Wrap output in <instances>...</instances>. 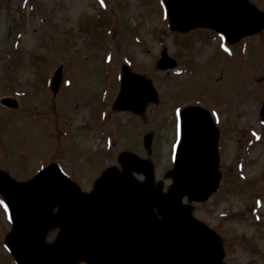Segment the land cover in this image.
<instances>
[{
	"label": "rangeland",
	"instance_id": "1",
	"mask_svg": "<svg viewBox=\"0 0 264 264\" xmlns=\"http://www.w3.org/2000/svg\"><path fill=\"white\" fill-rule=\"evenodd\" d=\"M252 1L263 4L264 0ZM103 13L108 19L103 26L89 20L96 21ZM166 24L159 0H0V99L16 98L19 110L22 109L14 115L5 113L1 110L5 108L0 106V129L7 137L6 142L19 138L11 144V150L8 148L16 163L11 165L2 156L0 169L13 177L24 178L40 163H46L56 148V141L57 145L64 142L57 131L60 122L66 123L65 131H70L71 126L73 130H80L90 123L89 101L99 96L105 85L101 108L97 110L103 122L105 114L101 110L106 86H113L120 67L126 65L131 71L147 75L161 100L156 105H148L145 114L135 117L133 122L114 114L112 126L124 141L117 146L118 141L112 153L132 149L145 157L146 153L138 145V136L152 133L154 160L162 171L167 163L170 165L175 131L169 105L190 99V105L199 104L208 109L220 132L219 167L227 182L221 183V193L218 191L202 206L210 207L208 210L195 206V216L224 239L225 264H264V119L258 115L264 96V84L259 86L264 82L260 80L264 79V47L256 48L251 39H244L230 48L209 31L176 35L167 31ZM255 38L264 44V31ZM161 48L176 60L175 69L156 70L153 60L159 57ZM12 54L20 56L13 67L9 64ZM40 56L44 59L40 60ZM193 59L195 65L191 62ZM58 67L67 76L60 93L64 102L61 100L59 105L57 96L46 93L44 82L33 88L39 80L35 78L38 70L42 78L45 75L49 80ZM191 72H194L191 76H185ZM103 74L107 81L102 78ZM253 75L256 83L259 82L255 86H251ZM9 86L18 92L29 91L31 95L18 99L6 90ZM249 89L250 96L246 93ZM198 97L205 100L203 104ZM64 104L71 125L58 116ZM26 110L39 118L28 119L23 115ZM5 126L9 137L8 131L4 133ZM48 134L51 135L46 137ZM85 140L79 136L74 142L80 141L81 148L87 151ZM67 148L70 147L65 145ZM0 149L5 151V141L0 142ZM56 152L63 157L65 168L85 187L90 173L81 167L92 165L85 161L90 155L85 153L84 164L77 162L78 158H68L62 150ZM81 154L77 156L81 158ZM88 169L94 171L92 167ZM25 170L28 174L23 173ZM239 175L253 182L247 184L242 194L235 195L238 187H233L234 193H230V187L240 185ZM3 213L4 208L0 206V264H15L4 248L10 226Z\"/></svg>",
	"mask_w": 264,
	"mask_h": 264
},
{
	"label": "water",
	"instance_id": "2",
	"mask_svg": "<svg viewBox=\"0 0 264 264\" xmlns=\"http://www.w3.org/2000/svg\"><path fill=\"white\" fill-rule=\"evenodd\" d=\"M165 3L170 27L176 31L202 26L204 20L208 26H225L227 30H255L263 21L243 0ZM174 66L163 54L158 67ZM59 82L60 71L53 79V91ZM154 99L149 83L124 68L115 107L141 113ZM2 103L8 105L9 101ZM180 124L182 140L167 175L172 184L165 194L161 185L153 187L150 165L126 153L120 156L126 169L121 177L131 170L144 172V184L112 182L114 171H109L91 194L79 195L54 168L24 185L0 172V193L9 205L13 223L6 243L17 264H221V239L194 220L191 208L181 203L184 196L189 201H203L217 188L216 130L208 114L198 107L182 110ZM150 140L151 136L145 137L147 149ZM55 206L59 212L52 215ZM58 224L63 227L59 239L46 245L47 231Z\"/></svg>",
	"mask_w": 264,
	"mask_h": 264
}]
</instances>
